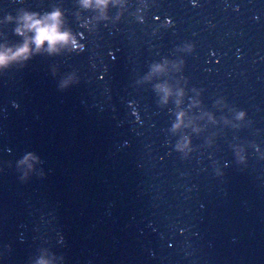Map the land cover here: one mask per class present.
I'll use <instances>...</instances> for the list:
<instances>
[{"label": "water", "instance_id": "1", "mask_svg": "<svg viewBox=\"0 0 264 264\" xmlns=\"http://www.w3.org/2000/svg\"><path fill=\"white\" fill-rule=\"evenodd\" d=\"M53 11L0 66V264H264V0H0V50Z\"/></svg>", "mask_w": 264, "mask_h": 264}, {"label": "clouds", "instance_id": "2", "mask_svg": "<svg viewBox=\"0 0 264 264\" xmlns=\"http://www.w3.org/2000/svg\"><path fill=\"white\" fill-rule=\"evenodd\" d=\"M87 5L88 0H84ZM98 3H105V0H98ZM60 13L53 11L46 18H35V14L25 13L19 19L22 21L15 31L23 34L25 31L33 33L31 37H25V40L18 47L13 49L0 50V66H6L12 60L26 59L32 49L30 44L35 45V50H39L45 42H47V50L49 52L57 50L58 45L67 44L70 39V33L60 30ZM31 156V153L28 154ZM27 156L25 160H27ZM35 159V157H33Z\"/></svg>", "mask_w": 264, "mask_h": 264}]
</instances>
